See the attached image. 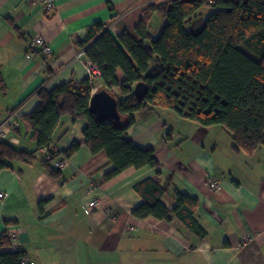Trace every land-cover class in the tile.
<instances>
[{
  "label": "crops",
  "instance_id": "crops-1",
  "mask_svg": "<svg viewBox=\"0 0 264 264\" xmlns=\"http://www.w3.org/2000/svg\"><path fill=\"white\" fill-rule=\"evenodd\" d=\"M163 1L171 0H54L55 9L47 11L32 0H0V72L6 84L0 91V122L17 114L21 130V135L10 130L5 138L35 149L22 118L40 103L34 91L90 77V60L77 45L89 26L104 22L118 37L135 27L150 4ZM36 35L51 44V55L33 42ZM117 76L125 78L121 68ZM103 87L98 74L93 92ZM174 113L157 108L149 117L138 116L127 134L139 146L155 148L162 175L150 166L130 167L107 181L103 176L114 164L104 151L94 154L86 145L84 121L65 115L54 146L64 151L79 141L81 147L69 158L58 156L67 160L60 168L64 182L39 160H17L0 172L5 193L0 235L12 236L11 245L0 251L19 246L37 264H264V146L253 154L237 150L227 129ZM38 154L43 157L45 149ZM169 174L179 189L199 198L206 240L181 230L177 219L133 215L142 201L134 185L147 177L164 182ZM213 180L222 183L220 189L211 188ZM92 199L97 205L90 212ZM162 201L170 209L175 205L169 194Z\"/></svg>",
  "mask_w": 264,
  "mask_h": 264
},
{
  "label": "trees",
  "instance_id": "trees-1",
  "mask_svg": "<svg viewBox=\"0 0 264 264\" xmlns=\"http://www.w3.org/2000/svg\"><path fill=\"white\" fill-rule=\"evenodd\" d=\"M242 44L249 50L242 49ZM77 45L99 69L104 87L117 97L121 120H100L90 110L95 78L39 86L34 93L40 103L22 116L37 147L28 149L7 138L0 140V172L12 168L17 160H39L53 178L64 182L62 170L53 159L60 155L69 158L81 147L79 141H73L64 151L54 146L55 132L65 115L74 122L83 120L86 145L94 154L104 151L114 164L103 181L130 167L150 166L162 175L155 148L139 146L127 136L138 116L149 117L160 107L173 109L202 126L227 129L237 150L253 154L264 146V0L152 3L135 27L118 37L98 21L89 26L86 37ZM118 68L125 74L121 81ZM46 72L49 76L53 73L49 65ZM138 82L147 85L143 98L134 92ZM5 90L0 72V91ZM14 131L21 135L20 126ZM44 149L46 154L39 157V151ZM134 189L142 197L132 211L135 217L177 219L180 229L199 241L209 236L198 217L199 198L179 189L172 174L164 182L147 177ZM166 194L175 202L172 209L162 201ZM44 202L39 203L41 209ZM11 243L9 233L0 235V248ZM24 256L22 249L0 251V264H21Z\"/></svg>",
  "mask_w": 264,
  "mask_h": 264
},
{
  "label": "built area",
  "instance_id": "built-area-1",
  "mask_svg": "<svg viewBox=\"0 0 264 264\" xmlns=\"http://www.w3.org/2000/svg\"><path fill=\"white\" fill-rule=\"evenodd\" d=\"M33 2H40L43 3L47 11L54 10L56 5L54 0H32ZM33 42L40 47L41 51L46 55H51L53 53V49L51 44L42 36L36 35L33 38ZM89 72L90 78L94 79L99 74V69L94 65L91 61H89ZM19 116L17 114H13L12 116L8 117L6 120L0 123V140L5 138L10 130H13L19 126ZM66 158L64 157H56L53 159V163L56 167L62 168L66 165ZM210 186L213 190H218L221 188L222 183L219 180H213L210 182ZM5 193L0 191V199L3 198ZM97 205V200L92 199L89 200L87 208L91 212L94 207ZM20 247L17 246L15 250H19ZM21 264H37L35 261L30 260L26 256L21 259Z\"/></svg>",
  "mask_w": 264,
  "mask_h": 264
},
{
  "label": "water",
  "instance_id": "water-1",
  "mask_svg": "<svg viewBox=\"0 0 264 264\" xmlns=\"http://www.w3.org/2000/svg\"><path fill=\"white\" fill-rule=\"evenodd\" d=\"M134 92L137 97L143 98L147 92L146 83L138 82L135 85ZM90 110L100 120H111L114 122L121 120L118 99L105 87L93 92L90 100Z\"/></svg>",
  "mask_w": 264,
  "mask_h": 264
},
{
  "label": "rangeland",
  "instance_id": "rangeland-1",
  "mask_svg": "<svg viewBox=\"0 0 264 264\" xmlns=\"http://www.w3.org/2000/svg\"><path fill=\"white\" fill-rule=\"evenodd\" d=\"M209 13H210V10H207V11H206V15H208ZM241 47H242V49H244V50H247V49L249 50V48H248L246 45H244V44H242ZM160 110H162V111L164 110V112H166V113H167V112H173V113L176 112V111L173 110V109L164 108V107H160ZM174 114H178V113H174ZM165 116H166V114H165ZM179 116H180V115H179ZM166 117H167V116H166ZM181 117H182V116H181Z\"/></svg>",
  "mask_w": 264,
  "mask_h": 264
}]
</instances>
